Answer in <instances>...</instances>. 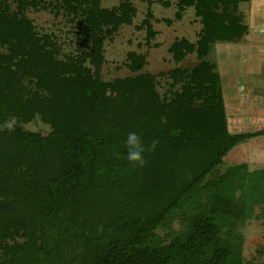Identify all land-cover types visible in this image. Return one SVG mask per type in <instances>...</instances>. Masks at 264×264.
Masks as SVG:
<instances>
[{"label":"trees","instance_id":"trees-1","mask_svg":"<svg viewBox=\"0 0 264 264\" xmlns=\"http://www.w3.org/2000/svg\"><path fill=\"white\" fill-rule=\"evenodd\" d=\"M14 1L11 10L0 0V127L39 116L50 132L0 130V241L22 233L35 251L69 245L84 236L88 209L104 203L103 239L86 264H245L242 230L249 220L264 222V166L221 165L232 147L259 133L230 132L221 74L204 57L215 42L247 33L238 6L248 0L178 1L177 17L193 6L202 29L196 45L181 39L169 51L176 61L194 50L203 59L192 71L169 72L172 86L181 83L170 99L149 73L101 78L103 37L132 23L130 0L111 9L101 0H55L82 28L84 48L64 58L27 16L30 7L52 3ZM152 16L143 21L148 36ZM128 59L132 72L145 64L135 53ZM132 131L145 143L159 139L142 169L112 155L124 152ZM177 221L180 228L170 230Z\"/></svg>","mask_w":264,"mask_h":264},{"label":"rangeland","instance_id":"rangeland-1","mask_svg":"<svg viewBox=\"0 0 264 264\" xmlns=\"http://www.w3.org/2000/svg\"><path fill=\"white\" fill-rule=\"evenodd\" d=\"M47 8L30 7L27 16L31 19L39 35H51L60 47V58L76 55L84 48L78 32L82 30L73 15L56 9L55 0ZM122 0H101V7L111 9ZM136 7L131 24H123L111 35L103 37L104 61L101 78L106 82L134 77L139 73H149L154 77L156 90L170 99L172 92L180 90L181 83L175 84L169 72L175 68L192 71L203 58L198 53H188L176 61L169 51L174 42L187 39L196 45L202 22L196 16L193 6L185 8L177 17L179 0H130ZM10 9L16 8L14 0H8ZM151 11L150 23L153 34L148 36V28L143 24ZM238 11L247 33L238 42H215L204 59L215 63L222 77L225 109L231 133H259L232 147L223 158L221 169L244 163L250 170L264 166V0L241 2ZM85 50V49H84ZM131 53L145 58L144 66L136 72L126 66ZM13 126L46 136L50 126L36 116L28 123ZM263 131V133H261ZM123 202L124 199L119 198ZM106 204L88 209L84 236L69 245L45 244L47 251H35L29 235L19 234L0 241V264H86L90 261L89 249L93 243L102 240L98 236L108 221ZM106 210V211H105ZM74 210L72 211V215ZM180 223L172 224L170 230L177 231ZM242 256L245 264H264V222L249 220L243 230ZM163 234L164 231L160 230ZM97 235V236H94ZM37 240L36 245H41ZM35 245V246H36ZM46 252V255L45 253Z\"/></svg>","mask_w":264,"mask_h":264},{"label":"clouds","instance_id":"clouds-1","mask_svg":"<svg viewBox=\"0 0 264 264\" xmlns=\"http://www.w3.org/2000/svg\"><path fill=\"white\" fill-rule=\"evenodd\" d=\"M6 128L11 131L13 129V121L6 120L0 130ZM159 139L154 138L148 143L137 132H129L123 142L124 152L113 151L112 155L115 159L123 158L133 169H142L147 165L146 154L151 155L157 150Z\"/></svg>","mask_w":264,"mask_h":264}]
</instances>
